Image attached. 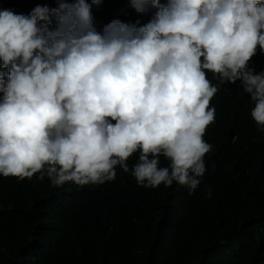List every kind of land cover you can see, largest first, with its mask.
Masks as SVG:
<instances>
[{
	"label": "clouds",
	"instance_id": "obj_1",
	"mask_svg": "<svg viewBox=\"0 0 264 264\" xmlns=\"http://www.w3.org/2000/svg\"><path fill=\"white\" fill-rule=\"evenodd\" d=\"M130 6L156 12L143 26L113 20L100 33L87 0L37 5L27 16L0 11V176L83 187L122 169L141 187L195 193L218 91L207 72L220 84L239 81L264 135V71L249 66L264 51V0Z\"/></svg>",
	"mask_w": 264,
	"mask_h": 264
},
{
	"label": "trees",
	"instance_id": "obj_2",
	"mask_svg": "<svg viewBox=\"0 0 264 264\" xmlns=\"http://www.w3.org/2000/svg\"><path fill=\"white\" fill-rule=\"evenodd\" d=\"M87 2L100 33L113 20L143 26L156 12L138 13L130 0ZM37 5L55 8L58 0H0V11L27 16ZM249 66L264 71L259 47ZM206 76L218 91L204 136L212 150L195 193L175 183L141 187L122 169L114 181L83 187H54L39 174L0 176V264H264V135L239 81Z\"/></svg>",
	"mask_w": 264,
	"mask_h": 264
}]
</instances>
